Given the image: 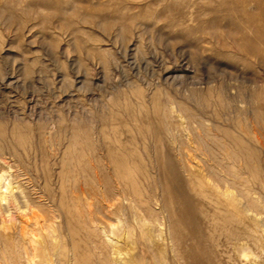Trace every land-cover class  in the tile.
<instances>
[{"label":"rangeland","instance_id":"1","mask_svg":"<svg viewBox=\"0 0 264 264\" xmlns=\"http://www.w3.org/2000/svg\"><path fill=\"white\" fill-rule=\"evenodd\" d=\"M260 3L0 0V128L56 200L0 264H264V14L239 20ZM230 139L251 174L209 160L239 157Z\"/></svg>","mask_w":264,"mask_h":264},{"label":"bare ground","instance_id":"2","mask_svg":"<svg viewBox=\"0 0 264 264\" xmlns=\"http://www.w3.org/2000/svg\"><path fill=\"white\" fill-rule=\"evenodd\" d=\"M117 1L118 0H110L111 3ZM143 1L149 2L150 0ZM241 9H243L242 6L239 8V12H241ZM262 9V3L255 4L252 9H250L249 12L244 13L242 15L243 18H240L239 20L246 19L250 24V21L256 20L259 15L261 16L262 13L264 14V9ZM116 17L122 21L132 18L130 15H127L124 12L116 13ZM248 29L253 33L255 32L261 34V29L258 27L254 28L253 26ZM247 50V55L249 57L251 56L254 60L262 59L261 48L259 45H257V43L250 42V44H248ZM251 85H253V89H255L257 82H253L251 83ZM256 93L257 94L255 95L257 96L258 100L260 98V100H262L263 98L264 101V92H259V94L258 92ZM261 113H263V111ZM7 133L8 132L4 134L2 129L0 128V253L1 255L8 256L15 252V255L19 256L22 250H24V246L26 244H28L30 248L33 249V240L36 236V232L38 230H41L42 232L47 228L45 219L41 216V213L43 212L41 202L39 200L46 199L51 206L55 205L56 200L54 190L48 184L49 181L47 182L44 178L42 179V183H39V180L37 178H33L30 175L32 174V171L30 170V168H28L27 163L30 165V161H32L33 159L34 147L31 145H27L21 138L22 136H19L16 133L6 135ZM230 140L234 143V145L239 147V157H231L230 159L224 157L218 159L211 154L210 150L205 149V151L210 155L209 160L217 163L221 168H223V165H225L226 163L228 164L227 160L230 161L231 164L241 162L245 171L244 173L251 174L253 170L251 163L254 160H258L257 150L253 148L251 144H246L244 139ZM48 147L50 148V146ZM224 160L226 161L224 162ZM11 162H16L18 166H21V169L24 170L25 174L20 175L22 170L20 171V173L18 172L19 174L16 172L12 173V167L14 166H11ZM224 171L225 176L237 179L236 175H234L233 173H229L227 168H224ZM255 174L257 175V173ZM48 176L50 175L48 174ZM225 176L223 178L219 176L217 179H215L214 187L217 190L224 187L225 185L228 186L227 189H234V187L236 186L235 181L227 180ZM22 178H24L25 180ZM240 196L242 199H244L243 195Z\"/></svg>","mask_w":264,"mask_h":264}]
</instances>
